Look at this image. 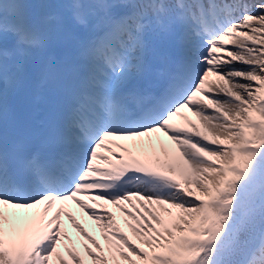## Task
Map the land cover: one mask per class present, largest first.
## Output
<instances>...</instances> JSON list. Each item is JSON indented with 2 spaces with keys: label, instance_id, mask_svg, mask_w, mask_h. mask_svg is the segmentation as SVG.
<instances>
[{
  "label": "snow or ice",
  "instance_id": "1",
  "mask_svg": "<svg viewBox=\"0 0 264 264\" xmlns=\"http://www.w3.org/2000/svg\"><path fill=\"white\" fill-rule=\"evenodd\" d=\"M65 252L264 264V0H0V264Z\"/></svg>",
  "mask_w": 264,
  "mask_h": 264
},
{
  "label": "bare ground",
  "instance_id": "2",
  "mask_svg": "<svg viewBox=\"0 0 264 264\" xmlns=\"http://www.w3.org/2000/svg\"><path fill=\"white\" fill-rule=\"evenodd\" d=\"M190 117H191V113L188 112L187 113ZM192 119H197L196 117H191ZM179 119V118H176ZM159 137L161 138V140L163 141V145L166 146L168 144H170V141H168V138L166 136H164L163 133H159ZM153 142L156 143V148L157 151H161L162 150V145L158 142H156V136H153ZM144 143L145 145L148 144V138H144ZM120 150L118 149L117 152H119ZM102 154L107 155L108 153L104 152V150H101ZM115 159V158H114ZM99 163L103 164L102 161H98ZM82 199H85L86 201H88L89 203H92V206L95 208L99 209V204L93 203L87 196H83L81 197ZM129 207H131L130 205H128ZM60 207V205H56L53 208V212L56 211V209ZM65 210L66 211H72L74 215H76L77 219L83 223L85 225V227L88 229L89 232H91L94 236H96V238L98 240H100V242L102 244L105 243V241L102 239V235H101V229L98 227V222L90 219L89 216L78 207L75 206V204L71 201L67 202V204L65 205ZM102 210V209H101ZM108 210L109 211H114L117 214V218H118V222L121 224V227L124 231L128 232V234L131 236V232L130 230L127 228V226L124 224L123 219H122V214L115 209L113 206L109 205L108 206ZM17 214L19 216H24L27 214L26 211H22V210H16ZM62 220L64 222L68 221L66 216L62 217ZM69 222V221H68ZM70 225V222H69ZM66 227V226H65ZM66 229L68 230L69 234L72 236L73 241L75 242V247L78 251L81 252V254H83V250H82V246H81V241H82V237L79 236V234L76 232V230L74 228H72L71 226L68 228L66 227ZM65 243H67V241H65ZM61 250L63 251V245L61 246ZM66 253V252H65ZM67 259L69 260V264H74L73 261H71L70 257H67ZM54 264V261H53ZM85 264H92V260L90 257H85Z\"/></svg>",
  "mask_w": 264,
  "mask_h": 264
},
{
  "label": "rangeland",
  "instance_id": "3",
  "mask_svg": "<svg viewBox=\"0 0 264 264\" xmlns=\"http://www.w3.org/2000/svg\"><path fill=\"white\" fill-rule=\"evenodd\" d=\"M65 254V258L67 259V253H64ZM54 264H58V261H56L55 259H54Z\"/></svg>",
  "mask_w": 264,
  "mask_h": 264
}]
</instances>
